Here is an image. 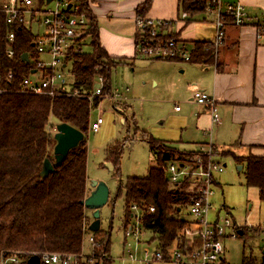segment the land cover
<instances>
[{
	"label": "trees",
	"instance_id": "16d2710c",
	"mask_svg": "<svg viewBox=\"0 0 264 264\" xmlns=\"http://www.w3.org/2000/svg\"><path fill=\"white\" fill-rule=\"evenodd\" d=\"M33 1V7L40 10L44 1ZM69 1L76 4L79 12L90 15L89 28L78 40L79 49L72 52L71 90L93 92L97 78L102 76L105 79L103 94L107 96L113 92L112 71L124 65L131 66L133 60L112 57L101 46L99 29L88 0ZM179 2L182 13L194 16L206 11L209 0ZM149 8L150 2L140 5L137 17L143 18ZM168 30L166 33L159 31V41L168 40ZM137 31L140 33V36L136 33L139 46L149 33L145 31L142 36V31ZM10 33H15L13 43L8 40ZM85 38L91 41L89 53L80 52L81 41ZM34 39L35 33L25 26L23 20L8 25L5 16L0 15V72L3 87L8 89V93L0 95V264H28L31 257L43 253L82 255L84 241L89 235L94 236L97 245L91 254L83 255L88 259L93 257L95 264H112L111 235L102 230L97 233L85 231L94 220L83 204L90 193L87 175L90 114L99 106L101 99L90 102L66 96L18 94L21 82L32 71V62H25L22 57L25 53L30 54V59L36 57L31 46ZM10 46L14 51L11 58L7 55ZM215 54L212 42H196L189 50V62L202 66L213 65L218 70ZM10 74L12 79H9ZM51 118L55 119V124H51ZM62 123L82 132L84 140L70 151L61 165L55 166L54 171L43 178L41 174L45 161L55 164L56 141L51 129ZM145 140L157 159V166L150 168L145 177L127 178L125 184L118 187L117 197L123 196L124 199L125 232L133 227L129 225L135 217L132 214V207L135 206L142 214L139 219L142 223L140 235L143 228L156 236L159 250L168 260L171 251L195 249L202 242L196 228L197 235L187 238L190 223L182 216L185 207L195 198L194 183L188 178L179 185H172L165 172L171 161L192 160L185 159L189 156L185 157L172 144L156 141L152 137ZM122 151L121 143H115L107 149V162L112 164L116 174L120 171L118 165ZM236 159L240 164H246L247 183L258 188L260 198L264 200V157L249 155ZM150 208H154L153 213H150ZM254 232L258 234L260 231ZM13 257L18 263L11 260ZM261 259L260 263L251 260L247 264H264V252ZM220 264H225L223 259Z\"/></svg>",
	"mask_w": 264,
	"mask_h": 264
},
{
	"label": "rangeland",
	"instance_id": "374dc122",
	"mask_svg": "<svg viewBox=\"0 0 264 264\" xmlns=\"http://www.w3.org/2000/svg\"><path fill=\"white\" fill-rule=\"evenodd\" d=\"M6 2L7 0H0V7ZM230 2L237 3L231 0ZM41 20L42 15H38L37 20L30 25L36 34L44 32ZM200 22L205 23L201 20ZM200 28L205 35L211 36V33L206 31V23L201 24ZM171 29L168 30V39H178ZM101 41L104 43L103 39ZM90 42V38L81 41V53L91 51ZM119 44V41L108 38L104 43L108 52L114 51L113 47ZM184 45L191 50L186 43ZM220 51L219 48L218 52ZM133 53L134 50L130 52L131 55ZM215 55L217 64L220 53ZM41 58L46 59V56L43 55ZM129 60H133V64L130 62L133 66L118 67L111 74L113 91L119 89L125 95L126 88L130 89L127 100L118 103V108L122 112L114 108L108 97L105 98L91 111L87 134V175L90 184L96 181L104 182L110 190L109 201L100 210V231L111 235L112 264H147L146 257L152 260L159 251L158 238L143 228L138 238L134 235L128 238L125 236L124 199L123 196L117 197L118 187L124 185L127 178L145 177L150 168L157 166V159L152 155L145 140L147 137L172 144L185 157L189 156L185 158L188 160L194 161L195 158L201 157L207 164L213 157L214 163L224 169L222 173H214L215 184L212 187L214 195L211 197L213 208L209 212V221L215 222L218 216L221 220L228 218L238 227H243L244 234L237 239L229 237L223 239V261L225 264H247L251 260L260 263L264 252V232L260 231L257 234L249 227H257L264 220V200H261L258 188L248 185L246 164H240L236 159L244 157V153L239 155L238 147L229 148L224 145L216 147L215 142L209 147L207 145L210 144L209 138L196 127L195 116L201 107L189 101L191 94L188 85L205 78L201 68L186 61L151 60L139 55V51L135 61L134 58ZM72 62L71 60L69 64ZM40 75L31 76V79L36 80ZM122 104H125V109ZM177 107L180 109L179 112H175ZM99 117L103 124L94 132L91 125ZM50 122L55 124V119L51 118ZM51 133L55 135V127L51 129ZM115 143L123 145L118 165L119 174L106 168L107 149ZM169 163L177 166L178 161ZM87 213L92 216L91 211ZM132 214L137 218H132L129 226L141 229L142 223L139 220L141 211L133 210ZM182 216L190 223L187 238L196 236L197 231L193 225L196 219L191 215L189 206L185 207ZM93 247L86 236L84 253L91 254L94 251ZM130 253L134 257L132 260L129 257ZM151 264L173 263L152 260Z\"/></svg>",
	"mask_w": 264,
	"mask_h": 264
},
{
	"label": "built area",
	"instance_id": "2783aa9c",
	"mask_svg": "<svg viewBox=\"0 0 264 264\" xmlns=\"http://www.w3.org/2000/svg\"><path fill=\"white\" fill-rule=\"evenodd\" d=\"M44 4L40 10L34 8L33 0H7L0 7V15L5 16L8 25H15L18 20H23L25 26L32 31L30 25L37 20L38 15H42L41 24L44 28L43 33H35V39L31 43L35 59H30L28 54V63L32 62V71L30 76L23 79L18 89V94L35 95V96H66L72 98H82L93 102L99 98L104 100L109 98L114 108L118 103H123L128 98L130 89L126 88L125 95L119 89H115L111 94L104 96L105 79L102 76L97 78L93 92H83L71 90L70 77L72 64V52L79 48L78 40L84 36L89 28L90 15L79 12L76 4L69 0H51L47 4V0H43ZM54 5V6H52ZM206 11L215 16V37L212 41V47L216 54L219 48L223 45L226 39L227 27H244L249 24H255L258 32L264 36V15L259 20L252 23L245 7L240 3H232L230 0H209ZM187 13H182L181 20H186ZM178 22V21H177ZM171 26L169 21L151 20L147 18L136 19V27L142 31V36L145 31L149 36L142 40L138 46L139 53L151 60L158 59H183L186 62L190 61L189 50L183 42L178 39H168L166 42L159 41V31H167ZM171 28V27H170ZM169 28V29H170ZM140 36V33H139ZM141 36V37H142ZM8 40L13 43L15 33L8 35ZM8 57H13L14 51L10 46L7 50ZM46 56V59L41 56ZM73 61V60H72ZM41 74L36 80L31 79V76ZM12 79V75H9ZM8 93V89L3 87L2 75L0 72V95ZM193 101L202 107H206L212 115L214 122L219 120V115L216 112V99L203 91H195L193 93ZM176 112L180 109L177 107ZM103 120L99 117L95 123L91 125V130L97 132ZM210 140L209 147L213 144L212 129L204 132ZM193 164V165H192ZM224 169L215 164L213 157L206 164L201 157L195 158L191 162H179L177 166L174 163H169L166 169V177L172 185H179L182 181L191 178L195 180L196 195L189 205L191 215L196 219L194 226L199 231L202 239L201 245L195 249H176L169 253V259L166 260L165 255L159 250L153 257V261L171 262L173 264H220L223 259V239H237L243 234V227H238L230 219L221 220L218 216L215 222L209 221V212L212 210L211 197L214 192L212 187L215 184L214 173H222ZM133 210H138L135 206ZM150 213L154 212V208L149 209ZM253 230L264 232V220L257 226L249 227ZM89 230L86 228L85 231ZM242 233V234H241ZM134 235L136 238L140 235V230L137 226L130 227L126 230L125 236L128 238ZM92 246H96L94 236H88ZM93 247V249H94ZM83 254H85L83 252ZM61 254V253H43L40 256L42 264H95L96 260L92 257L86 258V255ZM37 256V255H36ZM130 259H134L130 254ZM14 263H18L16 257L11 258ZM152 260L146 257V263L151 264ZM2 264H5L3 262Z\"/></svg>",
	"mask_w": 264,
	"mask_h": 264
},
{
	"label": "crops",
	"instance_id": "0c3cea01",
	"mask_svg": "<svg viewBox=\"0 0 264 264\" xmlns=\"http://www.w3.org/2000/svg\"><path fill=\"white\" fill-rule=\"evenodd\" d=\"M179 1L88 0V5L99 29L101 46L112 57L134 58L135 61L139 51L136 43L137 8L145 2H150V8L145 12L144 18L171 22L170 29L190 49L196 42L213 41L215 16L205 11L194 16L188 14V19L183 21L180 19L182 12ZM231 1L244 5L252 23L264 15V0ZM200 20L206 23V31L211 36L202 32L200 25L205 23ZM254 25L228 28L226 39L220 47L218 70L213 65L202 66L188 62L200 67L205 75V78L188 85L191 94L189 101L195 103L193 93L203 91L216 99V112L219 115V120L214 122L208 109L200 106L198 115L195 116L197 129L203 133L212 129L216 147H238L239 155L244 153V157H264V36L258 33ZM107 38L120 42L113 47L112 52L105 48ZM133 50L136 55L130 54ZM122 105L125 109V104ZM118 107L117 105L116 109L122 112ZM123 121L125 122L124 119ZM90 186L89 181L91 192Z\"/></svg>",
	"mask_w": 264,
	"mask_h": 264
},
{
	"label": "water",
	"instance_id": "95a60500",
	"mask_svg": "<svg viewBox=\"0 0 264 264\" xmlns=\"http://www.w3.org/2000/svg\"><path fill=\"white\" fill-rule=\"evenodd\" d=\"M50 2L51 0H47V4ZM22 59L28 62V54L25 53ZM54 139L56 141L54 147L55 164L53 165L49 160L45 161L41 174L43 178L52 173L55 166H59L65 161L70 151L78 147L84 140V134L72 126L62 123L57 125ZM106 168L109 170L114 169L110 163L106 164ZM90 187L91 192L83 204L86 210L92 212V218L94 220L89 226V231L91 233H97L101 229L100 210L107 205L110 198V190L104 182H92ZM28 264H40V258L33 256L28 261Z\"/></svg>",
	"mask_w": 264,
	"mask_h": 264
}]
</instances>
